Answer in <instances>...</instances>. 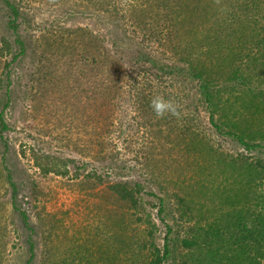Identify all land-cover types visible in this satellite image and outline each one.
<instances>
[{"label": "rangeland", "instance_id": "rangeland-1", "mask_svg": "<svg viewBox=\"0 0 264 264\" xmlns=\"http://www.w3.org/2000/svg\"><path fill=\"white\" fill-rule=\"evenodd\" d=\"M11 1L21 15L17 32L25 54L15 60L14 50L0 55L1 111L9 125L2 132L7 148L0 140V264H25L28 240L34 243L30 264H146L149 232L160 249L164 237L169 238L171 256L163 264H219L218 258L225 264L228 260L240 264L242 254H253L250 246L240 247L241 253L231 247L215 250L204 238L206 227L237 224L239 208L242 212L264 200V178L259 175L248 183L245 168L259 158L264 161L259 129L263 123L244 114L235 100L241 90L239 79L230 81L239 88L229 90L224 103L227 91L220 87L225 86L220 67L226 52L213 48L197 52L205 44L200 26L195 31L187 22L168 26L175 17L174 0ZM9 17L0 0V37L12 41L14 32L5 23ZM79 28L103 39L119 60L114 82L107 81L110 87L103 89L87 84L74 92L62 84L47 85L43 93H36L44 58L58 74L62 69L83 70V49L69 41L71 30ZM151 30L161 34L151 36ZM166 31L172 32L169 38ZM177 36L182 37L181 48L173 55ZM194 52L193 59L177 58ZM189 63L209 69L213 84L223 92L214 109L222 120L221 130L210 123L198 81L187 72ZM242 66L247 75L241 80L248 89L258 80V67L255 62ZM79 76L82 81L87 78ZM144 77L153 88H160L157 95L180 105L179 118H157L147 107L155 96L149 101L137 97L136 83ZM70 86L76 88L73 82ZM5 92L10 99L3 107ZM142 101L147 109L139 108ZM179 119L187 120L176 125ZM229 128L240 130L246 142L257 146L247 149L225 133ZM32 151L71 158L78 168L68 163L65 175L44 174ZM2 154L15 190L5 178ZM92 171L102 181L86 178ZM120 179L139 181L145 188L137 208L112 195L108 185ZM145 190L163 199V220L157 215V197L145 195ZM13 192L32 232L12 206ZM147 214L156 228L148 224Z\"/></svg>", "mask_w": 264, "mask_h": 264}, {"label": "trees", "instance_id": "trees-1", "mask_svg": "<svg viewBox=\"0 0 264 264\" xmlns=\"http://www.w3.org/2000/svg\"><path fill=\"white\" fill-rule=\"evenodd\" d=\"M2 1L8 11V15H10L9 19L5 22L6 26L12 29L14 37L12 41L5 38V36L0 37V55L5 53L3 52L4 50L7 52L14 50L15 52L12 54L11 59L15 60L17 57L25 54L24 40L17 32L18 24L16 20L21 15L19 14L20 12L18 11L17 5L13 1ZM132 8L137 7L133 5ZM173 9L175 17L172 18L168 26L174 27L178 24L180 25L187 22L191 27V31H195L199 26L202 28L205 44L199 47L197 52L203 51V53H208L210 48H213L214 51L226 52L223 57V61L226 60V62L220 67L223 73L220 77L225 81V86L222 85L220 87L221 90L227 91L224 103L229 100L228 91L239 88L235 84H230V81L239 79V84H241L239 86L243 93L240 94L241 90H238L234 98L235 100L238 99L237 103H240V108L244 114H249L254 118L257 117L263 123L262 125L259 124L261 125L259 129L262 127V130L260 129V135L264 140V0H220L219 4L216 3V0H174ZM71 32L72 37L69 41L74 45L77 44L76 46L78 47H82V56L87 67L84 69L83 66L85 64H83V70L79 69L80 72H78V69H75L70 70L68 73L62 69L61 73L58 74V70L54 69L51 64H49V60L44 58L42 61L44 63L42 64L43 68L38 70V75L40 74V76L37 77L36 81L38 86V88H36V93L38 91L43 93L47 85L58 86L62 84L66 89L74 92L77 88H85L87 84H91V87L95 86V88L100 87L103 89L110 87L107 81L111 83L114 82V71L117 67L119 69V60L115 58L114 53H111L108 48L104 46L103 39L93 35L90 31L86 32L84 28H79L78 30L72 29ZM150 34L151 36L158 37V34L161 33L151 30ZM171 34L172 32L166 31L165 38H169ZM181 39L182 37H176L173 44V55L181 48ZM55 42L66 46L61 40H56ZM243 48L245 51H243ZM139 52H141V50H139ZM197 52L190 53L187 56L182 54L184 58L178 56L177 58L190 60L195 57ZM144 55H146V51ZM137 58L138 56H136V59ZM246 62H255L258 67L256 70L258 71L256 73L258 80L246 79L248 82L255 81L253 86H250L248 89L244 88V84L241 80L242 78L245 79L247 75L242 73V63ZM5 66L8 67V64H5ZM188 66L190 69L187 70V72L198 81V93L202 95L204 102L209 108L210 123L216 129L221 130V126L218 122L222 120L220 119L218 121L214 109L219 106L218 103L222 102L223 92L220 93V88L215 87V84H213L214 78L211 77V71L209 69L207 72L204 68H199L191 63H189ZM79 74H83V76L87 78L82 81ZM93 78H96V80ZM69 81L73 82L76 88L71 87ZM1 82L2 79L0 78V86ZM136 84L137 86H135V89L139 91L137 97L139 98L140 96V99H147V101H149V97L156 96L158 92H160L159 87L153 88L150 85V80L147 77H144L140 84ZM4 96L5 101L3 102V107L9 103V92H5ZM1 100L0 140L4 149L5 147L7 148V144L6 138L3 136L2 132L7 130L9 125L4 118L3 111H1ZM147 107L149 109L151 108L150 106ZM139 108L147 109L143 101L139 104ZM185 120L187 119H179L176 125L179 123L183 124ZM225 133L234 136V138L247 149H252L257 146L256 143L249 144L246 142L240 130L237 131L233 128H229L225 130ZM31 155L36 166H38L44 174L54 172L65 175L68 173V163H72L75 166L73 168H78L77 165H75V161L71 158H62L49 153L34 151H32ZM4 159V154H2L1 161H3V170L4 173H6L5 178L8 184L15 190V184H13L10 171L4 163ZM256 162L257 163L253 164L246 163L245 168L247 169L248 183L255 181L259 175L264 178V161L259 158ZM86 178H96L97 182L102 181L100 176L96 175L95 171L87 173ZM97 182H93V185H96ZM108 188L113 191L112 195L115 198L118 197V199L124 200L126 203H129L130 207L134 208L139 206L138 203H140L141 200V192L145 189L139 181L123 179L112 181L108 185ZM15 195L16 194L13 192L12 206L17 211L26 229L32 232L25 210L16 205L17 200ZM145 195L157 197L159 202L157 215L163 220V211L165 208L163 199L158 197L151 190H147ZM242 210L241 212L239 208V215H237L239 221L237 224L232 222L227 228L219 226L218 228L210 229L206 227L204 229V238L206 237L209 239L208 245H214L215 250H218L219 247L220 249H229V247H231L235 250L238 249L237 251L241 253L243 251L240 247L246 248L250 246L253 254H247L246 256L242 254L244 258L241 256L242 259L239 258L237 260L238 263L243 264L246 260L249 262L246 264H264V200L263 203L255 204L252 208L245 207ZM146 217L148 224L156 228L151 221L150 214H147ZM148 234L149 240H146V242H149L151 247L150 259L146 261V264H163V262L171 256L169 238L168 236L164 237L163 245L160 249L153 243V234L151 232ZM29 239L31 240V238ZM33 246L34 243L28 240L29 252L25 264H30L33 258ZM226 251L227 250H224L223 256L229 259V256L225 255ZM217 255L218 254H214L215 259ZM260 257L263 259L261 260ZM217 262L219 264H225L220 258L217 259ZM227 262L229 264V260ZM182 264L186 263L182 262Z\"/></svg>", "mask_w": 264, "mask_h": 264}, {"label": "clouds", "instance_id": "clouds-1", "mask_svg": "<svg viewBox=\"0 0 264 264\" xmlns=\"http://www.w3.org/2000/svg\"><path fill=\"white\" fill-rule=\"evenodd\" d=\"M219 2L220 0H216L217 4ZM150 107L157 118H163L165 115H172L177 118L180 116V105L172 99H164L162 95L155 96L150 102Z\"/></svg>", "mask_w": 264, "mask_h": 264}]
</instances>
